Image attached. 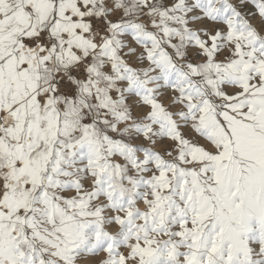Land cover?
I'll return each instance as SVG.
<instances>
[{"label": "snow or ice", "instance_id": "snow-or-ice-1", "mask_svg": "<svg viewBox=\"0 0 264 264\" xmlns=\"http://www.w3.org/2000/svg\"><path fill=\"white\" fill-rule=\"evenodd\" d=\"M0 264H264V0H0Z\"/></svg>", "mask_w": 264, "mask_h": 264}]
</instances>
